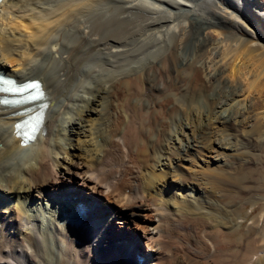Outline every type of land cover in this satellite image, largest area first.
<instances>
[{
  "label": "bare ground",
  "instance_id": "6f19581e",
  "mask_svg": "<svg viewBox=\"0 0 264 264\" xmlns=\"http://www.w3.org/2000/svg\"><path fill=\"white\" fill-rule=\"evenodd\" d=\"M0 74L39 80L44 105L23 144L29 111L0 103V264H134L138 228L135 264H264V209L244 257H214L264 196V0H0Z\"/></svg>",
  "mask_w": 264,
  "mask_h": 264
},
{
  "label": "rangeland",
  "instance_id": "374dc122",
  "mask_svg": "<svg viewBox=\"0 0 264 264\" xmlns=\"http://www.w3.org/2000/svg\"><path fill=\"white\" fill-rule=\"evenodd\" d=\"M136 93L131 94V101L129 103V107L132 108L131 110H132L133 113L131 112V110L128 111L130 108H128L124 103H122L123 101H121V103L119 104V106H118L119 108L118 109L121 110L123 113H125V111H127L128 113L131 112V114H135V113L138 114V112L140 110L139 109V107H140V102L139 101H141V99L143 98V94H141L140 91L139 92H136ZM166 95L167 94L165 92H163V91H161V92H159L157 94V97L160 100H157V105H156L157 106V109L155 110V113H154V111L152 112L153 113V117H156L155 119L157 121H160L159 123H161V121H162L161 118H164V120H165L166 119L165 117L167 116V119H168L171 116L170 114H172L171 112H169V109H167L166 105H164V104H166L165 103V101H166L165 100L166 99ZM138 96H140V97H138ZM176 101H178V100H176ZM161 104H163V105H161ZM133 108H134V110H133ZM204 108H203V106L201 107V109H204ZM123 109H124V111H123ZM136 110H137V112H136ZM176 111H177V109L173 111V115L176 116L177 118H179L181 116V112L180 111L179 112L178 111L176 112ZM159 114H161V115H159ZM165 114H167V115H165ZM178 115H179V117H178ZM137 121H138L137 123L139 125H137V123H136V125L138 127H140V128L149 126V122L146 119H144V121H143V119H138ZM142 122L145 123L144 126H142L143 125ZM169 122H170V120H169ZM175 123H176V121L172 122V124L170 123V127L172 126L171 128H174V126H175L174 124ZM199 123H200L201 129H203L204 131L205 130L206 131L210 130V126L209 125H205L203 121H198V124ZM242 149H246V148H242ZM152 154H153V152H151V155ZM134 158H135V156H134ZM231 161H233L234 163H236L238 160H231ZM147 171L150 172V170H148V169H147ZM185 172L187 173V171H185ZM211 179H212V181H211ZM211 179L209 178L208 180H206V182H207L206 183V187L211 191V192L209 191L207 193L208 194L207 195V200L209 199L211 202H213L214 204H216L215 206H223V202L221 204L220 201H217L218 198L215 195V190L217 189L216 188V182H215V180L213 181L214 178H211ZM236 179H240V177L237 176ZM237 182H239V180L238 181L237 180L235 181V183H237ZM166 199H168V198H166ZM104 200L105 201H108L106 198ZM253 208H255V210H253L252 209V206L249 205V206H246L243 209L242 213L247 212V215L245 216V219L242 220L241 225L237 228V230L236 229L235 230L234 229H231V230H225L223 232V234L220 236L221 238L218 239V242H220V243H219V247H218L217 251L214 252V257H222V256H225L226 254H229L230 252L233 253L235 251H238L239 257L242 258V257H244L249 252L248 249H247V245L246 244H248V242H250V241H252L254 239L255 233L253 231H248L247 230V224L251 220L252 216H254L259 211H261L262 209H264V196H262L258 200V203H256L253 206ZM89 215H90V212L87 213V217H89ZM168 216H169V218H168ZM170 217H171V214L166 215V217L164 216V218H163L165 222L168 221L167 223H165V228L169 224L170 225L171 224L172 225H178L179 224L178 222L173 221V219H174L173 216L171 217L172 219H170ZM169 220H171V221H169ZM201 220L204 223H206V224H216L217 223L216 220H219V219L218 218H215V217L203 216ZM111 222L114 224L117 232L120 231V230H127V231L128 230H130V231L134 230V228H133L134 227V223L133 222H124V220L121 218V216L113 217L112 220H111ZM166 229H169V227H167ZM187 230H189V231H187V235L189 236V237L187 236V240L190 241L189 239H191L190 242H193L191 244L194 245V247H198V246L201 245L200 248H202V247L205 248L207 238L205 236L195 234V232H194V230L192 228H187ZM138 234L139 235H137V236L134 237L135 241L133 240V242L136 245L139 243L138 246H137V248H135L133 250V262H134V264H135L136 260H138L137 259V254L142 255V259L144 261V258H146V252L148 251V245H147L148 236L146 235V233L141 228H138ZM139 238H140V242L138 240ZM199 239H201V240H199ZM248 240H250V241H248ZM201 243H203L204 246ZM128 248H129V241L126 240L125 241V249H128ZM244 250L245 251L247 250V251L244 252ZM128 264H130V263H128Z\"/></svg>",
  "mask_w": 264,
  "mask_h": 264
},
{
  "label": "snow or ice",
  "instance_id": "6c2138e0",
  "mask_svg": "<svg viewBox=\"0 0 264 264\" xmlns=\"http://www.w3.org/2000/svg\"><path fill=\"white\" fill-rule=\"evenodd\" d=\"M37 88H39V83L38 82H33V83H28V84L24 85L21 88L15 89V91L24 92V91L29 90V89L35 91ZM31 98L32 99H36L38 97L37 96H32ZM0 103H7V101H0ZM17 127L21 128L22 126L21 125H17Z\"/></svg>",
  "mask_w": 264,
  "mask_h": 264
}]
</instances>
